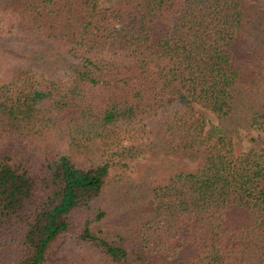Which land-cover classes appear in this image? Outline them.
Returning <instances> with one entry per match:
<instances>
[{
  "label": "trees",
  "instance_id": "1",
  "mask_svg": "<svg viewBox=\"0 0 264 264\" xmlns=\"http://www.w3.org/2000/svg\"><path fill=\"white\" fill-rule=\"evenodd\" d=\"M254 132L260 3L0 0V264H264Z\"/></svg>",
  "mask_w": 264,
  "mask_h": 264
},
{
  "label": "rangeland",
  "instance_id": "2",
  "mask_svg": "<svg viewBox=\"0 0 264 264\" xmlns=\"http://www.w3.org/2000/svg\"><path fill=\"white\" fill-rule=\"evenodd\" d=\"M115 1L116 0H101V3H103V4H109L110 3L111 4ZM245 1L260 3L261 6H263V8H264V0H245ZM208 118L213 119L211 114H208ZM253 134L257 137L253 141H250L248 139V137H242L241 138V141L238 143V149L241 152L248 153V152L258 151L259 149L264 148V136H261L257 132H254ZM140 161L138 159H136L133 162H131L130 164H128L129 168L132 169L134 171V173L137 170H139V168L141 166ZM110 171L112 172L113 168H111ZM103 231L104 232H112V230L110 228H105V229H103ZM120 243L124 248L129 249L132 247V238L128 235L122 234Z\"/></svg>",
  "mask_w": 264,
  "mask_h": 264
}]
</instances>
